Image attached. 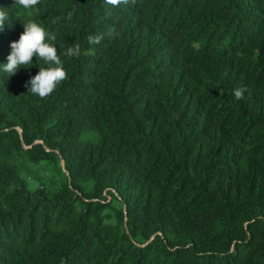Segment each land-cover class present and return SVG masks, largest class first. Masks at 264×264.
Returning a JSON list of instances; mask_svg holds the SVG:
<instances>
[{"label": "trees", "instance_id": "16d2710c", "mask_svg": "<svg viewBox=\"0 0 264 264\" xmlns=\"http://www.w3.org/2000/svg\"><path fill=\"white\" fill-rule=\"evenodd\" d=\"M14 4L0 0V264H264V0ZM29 19L67 73L44 98L25 86L44 61L3 71Z\"/></svg>", "mask_w": 264, "mask_h": 264}, {"label": "clouds", "instance_id": "9594fccd", "mask_svg": "<svg viewBox=\"0 0 264 264\" xmlns=\"http://www.w3.org/2000/svg\"><path fill=\"white\" fill-rule=\"evenodd\" d=\"M135 3V0H131ZM40 3V0H15V5H20L25 9L34 8ZM105 3L112 6L128 4L129 0H105ZM12 6V7H13ZM71 13H69V17ZM8 20L7 9L0 7V30L3 29L5 22ZM24 31L18 41L11 42L10 55L7 57V63L3 65V71L8 76L15 75L22 65H31L35 56L39 60L48 64V67H40L38 74L32 77L27 83L28 92L38 95L41 98L51 95L57 85L67 78V73L62 65L60 57L57 55V48L54 43L46 42L56 40V36L50 34L36 21L29 19L23 24ZM110 37H119V32L110 30ZM103 39L102 36H88L89 44H99ZM81 54L80 45L76 44L69 47L64 55L70 57H79ZM26 68V67H25ZM30 85V86H29ZM246 89H234V96L237 100L243 98Z\"/></svg>", "mask_w": 264, "mask_h": 264}, {"label": "rangeland", "instance_id": "374dc122", "mask_svg": "<svg viewBox=\"0 0 264 264\" xmlns=\"http://www.w3.org/2000/svg\"><path fill=\"white\" fill-rule=\"evenodd\" d=\"M37 170V174L43 179L45 180L49 186L53 189H57L58 188V184H57V179L55 174L53 173V171L51 170L50 167H48L47 165H42L38 168H36ZM39 185L36 183H31V187L32 188H36Z\"/></svg>", "mask_w": 264, "mask_h": 264}]
</instances>
